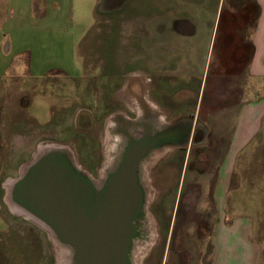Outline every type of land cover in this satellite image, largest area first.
Here are the masks:
<instances>
[{
    "label": "rangeland",
    "instance_id": "obj_1",
    "mask_svg": "<svg viewBox=\"0 0 264 264\" xmlns=\"http://www.w3.org/2000/svg\"><path fill=\"white\" fill-rule=\"evenodd\" d=\"M246 4L249 1L209 0L200 5L202 25L209 30L201 37L208 35L210 40L217 15L213 58L212 50L208 53L206 49L208 58L205 54L197 66H192L200 82L203 78L206 92L224 39L235 45L231 57L234 62L241 60L236 58L237 49H242L240 34L230 37L226 30L253 25V8L239 11ZM177 5L179 2L174 0H0L2 48L13 42L11 57L19 54L18 59L28 62L31 73L11 74L0 80V264H76L75 254L54 231L13 210L11 205L18 206L10 201L6 184L37 160L40 146L46 150L42 152V148L38 156L51 149L50 145L62 146L78 168L89 170L95 178L101 171H110L111 159L123 141L121 129L117 131L111 125L129 127L132 122L127 124V115L142 120L144 91L150 90L147 100L153 106L146 116L152 123L165 121V110L158 108L152 98L160 92L159 64L164 48L160 13L170 7L198 12L193 4ZM234 10L238 15L231 14ZM248 51L242 54L245 59ZM222 62L219 74L226 77L222 78L225 85L220 84L221 93L229 85L236 90L243 88L242 78L229 81L228 77L240 72L245 60L235 70L228 68L227 61ZM128 83L129 89L124 87ZM192 83L176 88L194 89L196 83ZM234 100L232 96H220L208 104L204 98V108L218 110L216 115L220 114L221 119L217 121L218 116H208L210 113L205 111L200 114L209 126L202 124L208 132V147H192L189 155L186 152L189 159L184 186L191 190L178 215L177 208H170L182 183L187 157L184 152L176 153L175 158L170 153L161 160L152 159L135 174L127 213L128 264H210V237L200 223L189 226L186 221L188 217H199L196 210L207 207L209 185L215 187V196L220 198H215L213 221H217V213L245 219L240 235L252 236L262 251L264 264V123L228 165L225 160L238 107H232V124H224L222 120H229V114L224 117L220 112ZM114 102L130 104L136 114L122 115L121 111L118 118L114 115L119 120L110 118ZM193 102L183 106L185 113L191 111ZM174 108L181 109L180 105ZM106 119L108 124H104ZM90 180L95 183L93 178ZM105 180L97 179L101 184ZM200 187L204 197L198 203ZM183 208L193 211L184 213Z\"/></svg>",
    "mask_w": 264,
    "mask_h": 264
},
{
    "label": "crops",
    "instance_id": "obj_2",
    "mask_svg": "<svg viewBox=\"0 0 264 264\" xmlns=\"http://www.w3.org/2000/svg\"><path fill=\"white\" fill-rule=\"evenodd\" d=\"M174 1L179 2L180 5L177 6L181 7L187 6V4H193V6L198 9H196L198 12L194 14V11H190L189 9H182L180 11L177 9H170V7L164 9L160 13L162 14L160 17L163 19L162 24L164 26L161 28V32L164 33V48L162 50V61L159 64V68H161L159 73L160 92L156 98H152H154V102L158 103V108L161 107L165 110L167 114V120L165 119V122H170L171 120L184 121L190 117L193 118L194 124H205L208 126L207 123H204V121L200 119V114L205 111L206 114L210 113L208 116H214L218 110L205 109L204 107H206V104L204 98L207 97L206 102L210 104L214 98L220 96L235 97L233 103L229 104L224 111L220 112L224 117L229 114V120L223 118V123L232 124V116L230 117V114H232V109L234 107H238L234 122V130L230 137L229 149L225 160L229 165V162L230 164L233 162L234 156L239 150L246 147L250 140L257 135L260 127L264 123V0H247L249 4H246L243 9L239 10H246L248 7L250 10L253 8L255 15L253 16L254 23L252 26L240 25L238 29L230 26L226 30L230 37H234V33L240 34L238 42L241 43L242 49H237L238 53L236 58H239L238 60L241 59L239 63H244L245 60V64H242L243 66L240 72L229 75V81H237L239 78H242L245 81V85L239 90L230 87V85L226 86L227 91H223L222 93L220 84L225 85V81L222 80V78L226 77L219 74L223 63L222 61H227L228 64H226L228 68L232 70L238 69L241 66L238 63L239 66L236 61L234 62V58H231L235 45L233 46L225 42L224 39L220 56L214 60V72L209 89L206 92V88H202L203 78L200 82V76L194 71L195 69L193 70L192 66H197V63L205 56L206 49L208 53L212 50L211 59L213 58L216 45V39L214 41L213 39L216 30L217 15L214 18L210 40H207L208 35H206V37H201L202 33H207L209 30L206 31L204 25H202L204 24L202 20L204 18V13L201 12L202 9L200 8L204 2L209 0ZM170 5L172 6V4ZM235 11L236 10L231 12L233 16L238 15ZM218 28L219 27H217V29ZM6 38V35H4L3 39ZM13 47V42L11 41L7 42L4 48H2V43L0 42V80L9 77L11 74L17 73L31 76L30 67L26 60L25 62H21L18 59L19 54H15L11 57ZM246 49L247 51L249 50L247 59L242 56ZM206 56L208 58V54H206ZM209 67H211V63ZM222 72L224 71L222 70ZM192 82L196 83L194 89H186L183 86L182 89L176 88L178 84L183 85ZM190 97L194 98V100L191 99L190 101ZM192 101L194 102L191 111L185 113L182 109L183 106ZM149 104L150 107H153L150 100ZM179 105L181 109H172V107ZM157 106L154 107L157 108ZM168 115L170 117H168ZM216 117V120L220 121L218 120L220 114L216 115ZM211 129L214 130L215 128L213 127ZM227 171L230 175L231 171ZM243 221H245V219L242 220L239 216L232 217L230 215L225 216L224 214L220 216L219 220L214 221L212 233L210 235L212 245L210 264H263L262 251L252 239V236L247 237L246 234V236L240 235L241 229L245 226L242 225Z\"/></svg>",
    "mask_w": 264,
    "mask_h": 264
},
{
    "label": "water",
    "instance_id": "obj_3",
    "mask_svg": "<svg viewBox=\"0 0 264 264\" xmlns=\"http://www.w3.org/2000/svg\"><path fill=\"white\" fill-rule=\"evenodd\" d=\"M9 183L10 201L54 231L75 254L76 264H128L127 233L119 240L110 233L123 220H130L129 201L120 198L124 191H118L122 213L101 224L99 209L90 198L94 185L63 148H51L37 156L19 178ZM114 185L109 187L113 197L117 195L115 191L112 194ZM131 190L132 185L127 190L129 195Z\"/></svg>",
    "mask_w": 264,
    "mask_h": 264
},
{
    "label": "flooded vegetation",
    "instance_id": "obj_4",
    "mask_svg": "<svg viewBox=\"0 0 264 264\" xmlns=\"http://www.w3.org/2000/svg\"><path fill=\"white\" fill-rule=\"evenodd\" d=\"M130 85L131 83H128V85H125L124 87L129 89ZM147 93L146 91H144V94H142L141 96L142 104L140 105V102H138L139 105L142 106L143 108L142 109L143 116H142L141 121L136 120L137 115L136 116L133 115V114H136V112L133 110V108H131L130 104L124 103V102H122L121 104L118 102L116 103L114 102L111 104V112L109 114L110 118L112 117L116 118L114 116L115 114L118 118L117 114L118 112L120 113L121 111H124V112H121L122 115L129 114L130 116H134V117L133 119H131L127 115V119H128L127 124H129V121L130 123L132 122V124H129L130 125L129 127L123 126L122 124H119V123L117 124L112 123L111 125V127L113 126V129L117 131H120L121 129V133H123L122 135L123 141H122V145L120 149L115 154V157L111 159L113 166H112V169L108 171L109 173L101 171L102 174L101 173L97 174L98 176H96L95 178L89 170L83 168L82 166L80 167L78 165L82 169L81 171V169L79 168L80 171L86 177L90 179L93 178L95 181V183L92 182L94 185V188H93L90 198L92 200V203L95 204L96 207L99 209V213H100L99 221L101 224H104L107 221H110L111 217L113 216L116 217L122 213L119 210L120 209L119 207L121 205L118 202L119 200L118 191L119 190H122L125 193L123 197H120L121 200L127 199V202L128 201L131 202V196L128 194L127 190L130 187V185L134 184L133 180L135 179L134 178L135 174L138 173L140 169L144 167L146 163L148 162L150 163L152 159L161 160L163 159V157H166V156L168 157L170 153H174L173 155H171V157H174V158L178 157V154H176L178 152L179 153L184 152L186 154V152L188 151L187 154L189 155V152L191 150L190 148L192 147H195V148L196 147H203V148L208 147L206 146L207 140H208L206 138V136H208V132L206 131V126L202 124H194L193 118L191 119L188 118V119H185L184 121H181V120H175V121H170V122H165V121L156 122L155 121V123H152L151 120L145 114L147 110L150 111L151 109L149 101H147V98H148ZM120 107L121 108L123 107V108L120 110ZM117 118L116 120H119ZM122 119H124V116L122 117ZM136 121H137V124H134ZM104 124H108L107 119L105 120ZM101 144L103 146L102 142ZM188 155L186 157L185 167L182 173V180H181L182 183H181V186L178 192V197L177 199L173 200V203H172L173 205L170 208V209L177 208V215L179 214L180 207L186 203L187 194L191 190L189 187L184 186L185 177L187 174L188 159H189ZM73 162L75 163L74 160ZM183 163H184V160H183ZM198 174L203 175L204 172H198ZM97 179H100L101 182L104 179H106L105 180L106 183L101 184L100 181H97ZM111 183L115 184L114 185L115 188L113 189L111 188L112 194H114L113 193L114 191L117 192V195L114 197L112 195H109L110 194L109 187ZM199 189L200 191L197 197L198 203L200 200H202V197H204L203 188L200 187ZM184 191H186L187 193H185ZM207 195L210 197L209 201L207 202V207L203 211H200V212L196 210V213L200 214V216L194 217V218L188 217V219L186 218V221L188 222L189 226L200 223L203 231L205 232L206 236L209 238L212 233V228H213V223H214L213 211H214L215 198L218 199V197L215 196V187L213 185H209ZM193 197L195 198V196ZM167 198H168L167 200H169L171 198V195L170 197L168 196ZM175 200L176 202H174ZM190 200L195 201V199L193 198H191ZM103 208H106V210L105 209L103 210ZM183 210H184V213H188V214H190V212L193 211L190 208H185V209L183 208ZM180 213L182 214V211ZM222 215L223 214L221 213H217V220H219L220 216ZM119 225L117 224L116 229L110 231V233H112L111 237H114L117 240H119L120 237L121 239L124 238V235L122 234H125L128 232L127 227L129 226V222L125 223V221L123 220ZM125 239L128 241V238H124V240Z\"/></svg>",
    "mask_w": 264,
    "mask_h": 264
},
{
    "label": "bare ground",
    "instance_id": "obj_5",
    "mask_svg": "<svg viewBox=\"0 0 264 264\" xmlns=\"http://www.w3.org/2000/svg\"><path fill=\"white\" fill-rule=\"evenodd\" d=\"M135 76V75H134ZM135 78V77H134ZM139 82V81H138ZM148 101V100H147ZM116 126V125H115ZM112 128H113V126H112ZM150 130V129H149ZM161 138H163V137H161ZM120 140V139H119ZM145 140H147V139H145ZM121 142V141H120ZM151 143V142H150ZM118 146V145H117ZM44 146H40V148H39V151H38V153L41 151V149L43 148ZM50 148H62V146H58V145H50ZM167 148V147H166ZM162 149V148H161ZM46 150V149H45ZM44 150V148H43V151L42 152H44L45 151ZM148 151V150H147ZM155 151V150H154ZM157 152V151H156ZM38 153L37 154H35V157L36 156H38ZM124 161V160H123ZM143 166V165H142ZM141 166V167H142ZM27 169V167H23V170H22V173H24V171ZM82 171V170H81ZM135 172V171H134ZM135 174V173H134ZM105 178V177H104ZM110 178V177H109ZM100 180V179H99ZM135 180V179H134ZM10 181H8V183H7V186H6V188H7V193H9V191H10V188H11V184L9 183ZM91 182H93L92 180H91ZM97 183V182H96ZM139 190V189H138ZM101 196V195H100ZM141 203V202H140ZM10 206V205H9ZM11 206H13L14 208H13V210L14 211H16V212H18V213H20V214H23L24 216H26V218H28V219H32V220H34L28 213H26L25 211H23V210H21L19 207H16V206H14V205H11ZM132 218H134V217H132ZM137 218H139V217H137ZM36 221V220H35ZM38 222V221H37ZM45 229V228H44ZM51 233H52V231H50ZM135 233V232H134ZM135 235V234H134ZM54 236V235H53ZM133 236V235H132ZM51 237V236H50ZM54 238V237H53ZM129 239V238H128ZM57 240V239H56ZM64 249V248H63ZM68 249V248H67ZM69 251V250H68ZM64 253V252H63ZM65 254V253H64ZM132 254V253H131ZM60 255V254H59ZM65 256V255H64ZM68 258V257H67ZM71 260H72V258H71ZM61 264V263H60Z\"/></svg>",
    "mask_w": 264,
    "mask_h": 264
}]
</instances>
